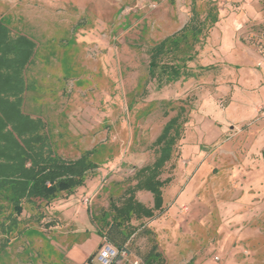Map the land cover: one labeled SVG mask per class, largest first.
<instances>
[{
	"label": "rangeland",
	"instance_id": "1",
	"mask_svg": "<svg viewBox=\"0 0 264 264\" xmlns=\"http://www.w3.org/2000/svg\"><path fill=\"white\" fill-rule=\"evenodd\" d=\"M207 1L218 21L195 47L191 77L158 89L148 77L149 51L188 22L192 0H0L11 36L35 44L22 113L44 123L55 154L74 160L93 150L97 166L83 186L49 204H24L16 226L0 228V264H99L106 244L91 217L153 162L152 143L181 104L188 121L160 176L171 179L165 212L140 223L154 233L166 264H248L236 259L247 252L220 246L223 195L212 186L210 156L225 143L237 148L240 133L264 132V0H195L200 18ZM136 199L152 205L149 193ZM146 246L136 234L133 247ZM87 255H94L89 263Z\"/></svg>",
	"mask_w": 264,
	"mask_h": 264
},
{
	"label": "trees",
	"instance_id": "2",
	"mask_svg": "<svg viewBox=\"0 0 264 264\" xmlns=\"http://www.w3.org/2000/svg\"><path fill=\"white\" fill-rule=\"evenodd\" d=\"M191 5L188 22L149 51L148 77L158 89L191 77L188 64L196 57L195 47L203 43L218 21L213 2H206L203 18L196 10L195 0ZM34 51L33 40L22 34L12 37L9 28L0 21V215L9 211L5 217L8 224H0V228L5 227L6 231L16 226L24 204L36 201L49 204L59 194H69L83 186L86 177L97 168L91 160L93 150L74 160L55 154L44 134V123L22 113V95L26 90L23 75ZM171 110L175 114L152 143L156 153L153 162L135 170L131 179L134 184L128 186L117 201H110L108 210L91 217L96 234L105 244L126 251L131 260L137 259L139 264H166L154 233L140 222L153 220L165 212L163 187L171 179L161 180L160 176L182 139L189 114L184 104ZM167 114L164 112L165 116ZM137 192L149 193L152 205L148 207L138 201ZM136 234L145 238L144 250L133 247ZM93 256H89L86 263L91 262Z\"/></svg>",
	"mask_w": 264,
	"mask_h": 264
},
{
	"label": "crops",
	"instance_id": "3",
	"mask_svg": "<svg viewBox=\"0 0 264 264\" xmlns=\"http://www.w3.org/2000/svg\"><path fill=\"white\" fill-rule=\"evenodd\" d=\"M241 136L236 135L237 148L225 143L210 156L216 162L210 171L214 174L212 186L223 195L222 199L217 197V232L222 236L223 250L247 252L248 256H238L237 260L264 264V132L248 139Z\"/></svg>",
	"mask_w": 264,
	"mask_h": 264
},
{
	"label": "built area",
	"instance_id": "4",
	"mask_svg": "<svg viewBox=\"0 0 264 264\" xmlns=\"http://www.w3.org/2000/svg\"><path fill=\"white\" fill-rule=\"evenodd\" d=\"M186 208H183V211H186ZM98 262L99 264H139L137 259L129 260L126 251L117 250L112 246L106 244L98 253Z\"/></svg>",
	"mask_w": 264,
	"mask_h": 264
}]
</instances>
